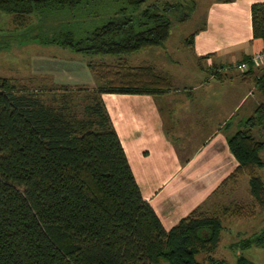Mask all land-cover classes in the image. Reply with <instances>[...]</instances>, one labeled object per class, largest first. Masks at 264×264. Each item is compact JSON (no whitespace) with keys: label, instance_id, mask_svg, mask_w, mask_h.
<instances>
[{"label":"trees","instance_id":"trees-1","mask_svg":"<svg viewBox=\"0 0 264 264\" xmlns=\"http://www.w3.org/2000/svg\"><path fill=\"white\" fill-rule=\"evenodd\" d=\"M189 1L0 0V12L14 23L6 39L20 28L41 45L116 56L87 62L93 87L30 89L0 76V264H199L197 255L217 246L222 216L253 215L254 204L264 208L257 171L264 140L253 133L264 122V103L227 137L238 164L220 184L247 174L253 204L225 207L221 214L198 207L166 230L141 195L102 100L103 93L173 89L154 65L121 56L163 45L173 19L189 15ZM250 14L252 37L262 39L264 49V2L252 3ZM196 31L185 39L190 49ZM238 75L264 98V67L256 73L251 65ZM261 239L235 245L237 264L244 262L242 250L260 246Z\"/></svg>","mask_w":264,"mask_h":264},{"label":"crops","instance_id":"crops-1","mask_svg":"<svg viewBox=\"0 0 264 264\" xmlns=\"http://www.w3.org/2000/svg\"><path fill=\"white\" fill-rule=\"evenodd\" d=\"M255 2L264 0L207 2L190 49L203 72L198 82L176 85L169 63L160 66L143 59L151 53H144L148 48L138 58H126L127 62L154 65L171 78L173 89L159 95L102 94L141 195L166 230L193 209L208 207L222 188L221 182L238 164L227 137L243 127L244 119L264 103L254 83L240 79L239 70L230 66L264 50L262 39L252 37L250 6ZM57 49V53L41 52L45 57L39 54L34 58V74L66 79L74 82L71 86H96L87 63L78 60L79 66L71 67L67 64L76 55ZM213 69L221 78L212 75ZM254 70L260 71L258 67ZM239 112L243 114L240 117Z\"/></svg>","mask_w":264,"mask_h":264},{"label":"rangeland","instance_id":"rangeland-1","mask_svg":"<svg viewBox=\"0 0 264 264\" xmlns=\"http://www.w3.org/2000/svg\"><path fill=\"white\" fill-rule=\"evenodd\" d=\"M208 1L190 0L187 4L188 7L186 5L190 11L189 15L182 20L173 19L169 36L163 45L151 47L149 50L145 48L130 54H124L121 57L138 58L147 50L144 53H148V51L151 53L143 59L148 60V62L150 61L152 64L159 62L160 66L164 62L169 63L172 68L170 70L171 77L176 85L192 84L197 81L198 77L203 76V72L197 67L196 61L191 57L190 47L186 44L185 39L202 23ZM13 26L12 16H7L0 12V76L8 77L16 85H23L30 89L51 87L58 84L71 86V83H74L66 79L61 81L59 78L41 77L39 74H34L32 64L37 55L40 54V57H45V54L41 52L51 51L53 53L54 51V53H57L59 50H54L57 46L41 45L29 37L21 35L20 28L12 30L11 36H7L6 39V29L10 30ZM73 53L76 55V58L70 61V64H67L71 67L79 66L78 60L83 61L84 64L91 60L112 62L116 57L111 55ZM258 69H261V67ZM60 73L63 77V73ZM88 73L94 77L89 68ZM204 75L206 74L204 73ZM84 78H86V75ZM242 115L239 112L238 116ZM227 130L231 132V127L229 126ZM253 133L259 139L264 140V122L255 125ZM259 154L263 160V166L258 168L257 171L258 175L264 180V147ZM238 204H253V199L249 194L247 174L242 175L235 184L227 183L222 186L215 193L214 197L211 198L208 207L203 211L207 214H221L223 208L228 207L230 209ZM253 208V215L242 213L222 216L223 227L220 231L217 246L209 254H198L197 259L199 264H237L238 250L235 251L234 247L239 244L240 240L261 235V242L264 243V234H262L264 232V208H260L256 204H254ZM262 243L260 246L252 245L242 250V255L244 256L243 264H264V245Z\"/></svg>","mask_w":264,"mask_h":264},{"label":"built area","instance_id":"built-area-1","mask_svg":"<svg viewBox=\"0 0 264 264\" xmlns=\"http://www.w3.org/2000/svg\"><path fill=\"white\" fill-rule=\"evenodd\" d=\"M251 65H253V67H258V68L264 67V50L255 52L250 55L248 60L235 63L232 66L233 68H236L239 71H245Z\"/></svg>","mask_w":264,"mask_h":264}]
</instances>
